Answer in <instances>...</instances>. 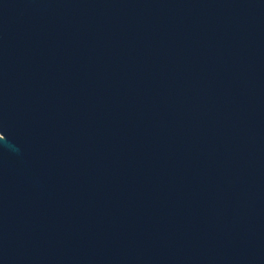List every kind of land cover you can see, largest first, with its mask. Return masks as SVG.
Listing matches in <instances>:
<instances>
[{
    "label": "water",
    "instance_id": "water-1",
    "mask_svg": "<svg viewBox=\"0 0 264 264\" xmlns=\"http://www.w3.org/2000/svg\"><path fill=\"white\" fill-rule=\"evenodd\" d=\"M0 264H264V0H0Z\"/></svg>",
    "mask_w": 264,
    "mask_h": 264
}]
</instances>
